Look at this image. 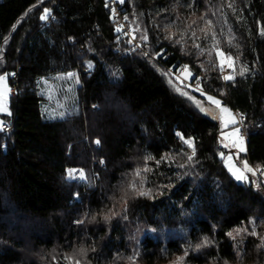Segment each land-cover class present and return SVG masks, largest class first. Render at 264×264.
<instances>
[{
  "label": "trees",
  "instance_id": "16d2710c",
  "mask_svg": "<svg viewBox=\"0 0 264 264\" xmlns=\"http://www.w3.org/2000/svg\"><path fill=\"white\" fill-rule=\"evenodd\" d=\"M107 2L0 0V76L19 72L0 113L16 127L0 129V264H264V180L236 178L219 107L174 73L255 121L246 155L264 169V0H123L140 46ZM70 71L79 107L45 118L38 80Z\"/></svg>",
  "mask_w": 264,
  "mask_h": 264
},
{
  "label": "rangeland",
  "instance_id": "374dc122",
  "mask_svg": "<svg viewBox=\"0 0 264 264\" xmlns=\"http://www.w3.org/2000/svg\"><path fill=\"white\" fill-rule=\"evenodd\" d=\"M217 53H223V55L218 54L220 57L219 67L221 69L222 75L224 67L230 70L229 74H227L226 76L232 75L234 67L229 68L227 66L229 57L220 48L217 49ZM174 73L178 78H180V80H184L183 83L187 82L185 84L189 85L191 89H194L195 91L204 95L207 99L210 96L215 100L220 101L219 111L221 112V119L223 124L221 139L224 146L225 144L228 145V147H226L228 149V153H226L225 155L227 166L229 167V169H231L232 172L239 170V172L243 173L245 179L241 181L253 180L255 183H260V179L262 178V176H264V169L260 170L258 167L253 166L249 160V157L246 155L248 151V145L245 137L240 133L241 128L238 125V119L235 110L230 106L224 104V100L219 96H213V94L207 93L202 88V85L199 81L201 77L199 76L197 78L198 80L194 79V73L186 65L182 66L179 70H174ZM79 74L80 73L78 71H70L68 73L43 76L38 80L39 93L44 96L42 109L45 118H62L79 107L80 101L78 88L81 85ZM10 76L13 77V71L10 73ZM0 77H5L3 81H0V106L6 109V111H0V113H10L12 94L15 95V92L13 91L14 88L10 84L8 75L5 74L1 75ZM224 77L225 76H223V78ZM223 108H227L229 112H222ZM229 113L235 117L237 123L232 124L229 122L227 126H225V122L226 120H228ZM2 121L3 119H0V122ZM237 128L240 129L238 134L233 135V133L236 132ZM237 143L240 145L239 147L234 146ZM241 148H243L244 150L241 151ZM229 156L232 157L231 160L228 159ZM245 162L247 163L248 167L253 169L252 172H249L245 169ZM71 173L74 174L72 175L73 177L80 179L85 178L84 172L81 170L72 169Z\"/></svg>",
  "mask_w": 264,
  "mask_h": 264
},
{
  "label": "snow or ice",
  "instance_id": "6c2138e0",
  "mask_svg": "<svg viewBox=\"0 0 264 264\" xmlns=\"http://www.w3.org/2000/svg\"><path fill=\"white\" fill-rule=\"evenodd\" d=\"M120 2L122 3L123 0H120ZM228 6H229V7H232L231 4H229ZM49 15H50L49 10H48V9H44L43 14L41 15L40 18H41L42 20H47L48 17H49ZM205 15H206V14H205ZM201 19H203V17H202ZM193 23H196V22L193 21ZM211 24H212V21H211V20H208V21L206 22L207 27H210ZM189 27H191V25H189ZM207 27H206V29H201V31H204V32H205V35H206V36L209 34L208 31H207ZM193 35H195V33H193ZM213 35H214V33H213ZM168 39H173V37L169 36ZM176 43H180V41L177 40ZM196 47H199V45H196ZM218 54H219V55H223V53H218ZM227 66H228L229 68L233 67V62H232L231 58H228V64H227ZM244 71H246V69L243 70V71H241L240 74L243 75V74H244ZM4 79H5V77H0V81H3ZM224 79H226V80H232V79H234V76H232V75L225 76ZM208 100L211 101L213 104H215L217 107H220V101H219V100H215L213 97H210V96L208 97ZM0 111H6V109L3 108L2 106H0ZM222 112H224V113H228L229 110H228L227 108H223V109H222ZM9 115H10V113H9ZM229 122L232 123V124H236V123H237V120L235 119V117L232 116L230 113H229L228 120H226V122H225V126H227V124H228ZM0 127H2V122H0ZM238 132H239V129L237 128V129H236V132L233 133V135L238 134ZM185 142L188 143V144L191 146V141H185ZM97 143H99V141H97ZM234 146L239 147L240 145L237 143V144H235ZM225 147H228V145L225 144ZM243 150H244V149L241 148V151H243ZM188 159L191 160L192 157L189 156ZM228 159L231 160L232 157L229 156ZM244 167H245V169H246L247 171H249V172H252V171H253L252 168L248 167V165H247L246 162H245V164H244ZM230 170H231V169H230ZM135 174H136V176H140V172H139V171H137ZM233 174L236 175V178H237L238 180H244V179H245V176L243 175L242 172H239V170L234 171ZM72 175H74V174H73V173H70V174H69L70 177H71ZM81 175H82V174H81ZM142 186H143V185H142V181H141V188H142ZM129 188L131 189V191L135 192L137 195H141V196L149 195L148 192H145V191H143V190H140V191L137 192V186H136V182H135V181H133V182L129 185ZM123 191L125 192V195H127V190H123ZM125 203H126V201H125ZM103 218L107 221V220L110 219V216H109V215H105ZM93 219H95V217H93ZM79 223H83V221H79ZM235 231H236L237 235H239L241 231H246V229H237V230H235ZM250 234H251V235H257L255 232H252V233H250ZM228 235H229L230 237H232L233 239H235V237L233 236V234H232L231 232H229ZM262 239H264V238H262ZM209 243H210V241H208V239L205 238V239L202 241V243H201L200 245H197V248H199V247H203V246H206V245H208ZM261 247H264V244H262ZM80 253H81V254H84V250L81 249V250H80ZM185 255H187V252H185ZM184 258H185L184 256L177 257V259H176L175 261H173L172 264H183ZM66 259H70V258L66 257ZM130 259H131V258H130ZM76 264H80V261L77 260V261H76Z\"/></svg>",
  "mask_w": 264,
  "mask_h": 264
},
{
  "label": "built area",
  "instance_id": "2783aa9c",
  "mask_svg": "<svg viewBox=\"0 0 264 264\" xmlns=\"http://www.w3.org/2000/svg\"><path fill=\"white\" fill-rule=\"evenodd\" d=\"M107 7L108 10L111 13V17L113 18L115 24H116V28L117 30L121 33L122 37L124 39H128L130 43L135 44L137 46H140V42L137 39V37L135 36V34L133 33L131 27H130V21H129V17L128 15L125 13L124 8L122 6V4L120 3V1L118 0H108L107 2ZM229 69L224 67L223 68V76H226L227 74H229ZM18 71L13 72V77L15 80V84L13 85V91L15 92L14 94L17 95L18 94V82H19V78H18ZM187 83V82H185ZM237 119H238V124L241 128V135L245 137L246 141H248V131L247 128L249 125H254L255 121H250L247 122V118L246 115L244 113H242L239 110H235ZM15 122L14 119H9V120H3L2 121V127H0L1 129V133H8V132H12L15 131ZM263 180H264V176H262Z\"/></svg>",
  "mask_w": 264,
  "mask_h": 264
},
{
  "label": "bare ground",
  "instance_id": "6f19581e",
  "mask_svg": "<svg viewBox=\"0 0 264 264\" xmlns=\"http://www.w3.org/2000/svg\"><path fill=\"white\" fill-rule=\"evenodd\" d=\"M177 73V72H176ZM184 81V80H183ZM192 84V83H191ZM214 96V95H213ZM219 98V97H218ZM239 125V124H238ZM238 127V126H237ZM240 130V129H239ZM241 132V131H240ZM253 167V166H252ZM261 170V169H260ZM70 174V173H69Z\"/></svg>",
  "mask_w": 264,
  "mask_h": 264
}]
</instances>
